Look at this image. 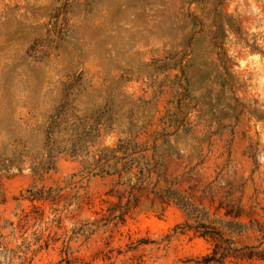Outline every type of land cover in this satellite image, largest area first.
<instances>
[{"label": "rangeland", "instance_id": "1", "mask_svg": "<svg viewBox=\"0 0 264 264\" xmlns=\"http://www.w3.org/2000/svg\"><path fill=\"white\" fill-rule=\"evenodd\" d=\"M64 100L98 145L158 138L160 187L199 219L147 190L112 219L125 180L65 153L36 173ZM220 220L264 255V0H0V264H201L212 243L188 226Z\"/></svg>", "mask_w": 264, "mask_h": 264}, {"label": "trees", "instance_id": "2", "mask_svg": "<svg viewBox=\"0 0 264 264\" xmlns=\"http://www.w3.org/2000/svg\"><path fill=\"white\" fill-rule=\"evenodd\" d=\"M110 127V124L104 126V128ZM102 130L103 124L99 120L91 122L87 117H79L68 101H62L55 113L50 116L46 128V158L33 165V170L36 173L48 172L53 168L54 157L65 153L81 158L84 163L83 169L89 174L125 180L121 184L128 186V203L124 210L120 206L119 214H114L112 219L124 220L131 206L137 205V194L145 190L163 203H175L189 218L199 219L188 204L176 196L172 190L160 187L162 165L160 158L163 153L159 150L158 138L154 137L152 146L139 143L134 138H120L113 144L98 145ZM14 162L11 161V164L6 166L7 169ZM133 179H135L134 182ZM27 191L26 198L30 201H55L57 197V191L51 187L32 188ZM224 215L235 219L241 216V212L238 209L226 208ZM213 223L212 221L198 222L195 226H188L189 230H193L212 243V252L203 256L201 264H223L230 258L248 262L264 260L263 253L258 250L259 245L239 247L230 237L224 235V229L240 233L243 229L241 223L234 220H220L219 227Z\"/></svg>", "mask_w": 264, "mask_h": 264}]
</instances>
